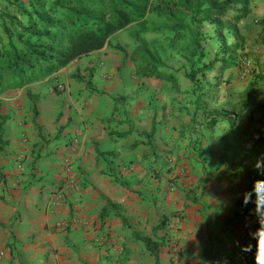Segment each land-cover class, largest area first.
<instances>
[{
	"label": "crops",
	"instance_id": "0c3cea01",
	"mask_svg": "<svg viewBox=\"0 0 264 264\" xmlns=\"http://www.w3.org/2000/svg\"><path fill=\"white\" fill-rule=\"evenodd\" d=\"M250 8L241 30L248 22L264 24V0H251ZM84 58H102L107 72L121 64L105 45L44 78H60ZM96 76L105 93L121 89ZM117 77L130 78L127 70ZM34 82L0 94V264H106L109 235L140 241L134 235L150 237L154 230L163 237L172 230L157 227L159 215L173 210L181 211L188 264L195 252L214 264H264V213L257 212L254 193L244 202L264 180L257 167H264V109L224 131L205 127V116L188 117L190 104H23L18 91ZM55 127L63 142L49 156L42 140ZM160 138L169 152L157 159L150 148ZM67 141L72 145L65 147ZM65 181L73 190L65 204L56 203L52 192ZM257 217L262 234L252 247ZM166 254L159 244V264Z\"/></svg>",
	"mask_w": 264,
	"mask_h": 264
},
{
	"label": "trees",
	"instance_id": "16d2710c",
	"mask_svg": "<svg viewBox=\"0 0 264 264\" xmlns=\"http://www.w3.org/2000/svg\"><path fill=\"white\" fill-rule=\"evenodd\" d=\"M27 5L21 11L25 19L23 22L6 15L0 23V94L50 76L105 45L121 49L119 44L111 43V37L129 26L134 28L129 33L135 44L130 60L135 65L137 76L155 77L174 86L178 84L175 77L177 69L167 71L161 54L163 47L145 41L142 36L168 30L173 33L169 40V44L173 45L189 34L186 56L189 70L185 75L194 85V90L201 89L197 102L211 97L218 89L222 72L236 66L238 51L247 53L239 24L250 14L251 0H27ZM150 13L161 19L164 26L149 25L147 16ZM203 25L211 27L209 35L217 43L211 60L207 59L208 52L202 46L208 37L201 34ZM228 37H232L233 42L227 44ZM197 63L201 66L195 67ZM216 68L220 73L213 75L214 82L202 86L197 76L206 77ZM260 79H264V72L243 90L242 104L237 106L240 116H251L264 109V103L257 101L253 95L256 81ZM208 105L195 103V114L200 109L208 119L205 127L229 121L235 124L234 114L228 113L222 106L208 111ZM229 129L224 128V131ZM152 133L153 129L148 135ZM108 204L112 205V202L108 200ZM134 237L145 244L154 264H159L158 242L147 236ZM257 243L254 239L251 246Z\"/></svg>",
	"mask_w": 264,
	"mask_h": 264
},
{
	"label": "rangeland",
	"instance_id": "374dc122",
	"mask_svg": "<svg viewBox=\"0 0 264 264\" xmlns=\"http://www.w3.org/2000/svg\"><path fill=\"white\" fill-rule=\"evenodd\" d=\"M28 7L27 0H0V23L6 15L16 17L20 21H24V17L21 15V11ZM147 20L149 25L157 24L164 26L161 23V19L156 18L153 14H148ZM246 23V26L242 29L244 36V46L247 53L238 51L235 55L236 66L222 72L219 78V87L211 97L203 98L196 101L197 96L201 89H195L194 85L186 77V72L189 70V64L186 60L189 42V34H186L182 39L176 40L173 45L169 44V40L173 37V33L165 30L159 34L147 33L142 36L147 42H153L156 45H161L162 58L167 71H174L178 84L174 86L172 83L155 78L145 77L139 78L136 74V68L134 63L130 60L131 52L135 46L133 40L130 38L129 33L133 31L132 26L126 27L112 37V44H119L121 49H115L113 46H108L111 52H114L121 59V64L117 72H107L103 69L102 58H87L82 59L81 64L77 61V66L73 64L69 65L63 70L60 78H40L30 85L28 91L19 90L18 93L26 99L23 104H190L188 108V117L194 113L195 117H204L205 114L202 110H198L195 114L196 104H209L206 110L212 111L217 109L218 106H222L225 111L230 114H234L233 122L236 123L240 117L245 118L249 122V119L253 115H241L238 113V104H242V93L247 85L258 78L264 72V24L260 23ZM201 34H205L206 40L202 42L208 52L207 59L211 60L217 49V43L213 40L211 27L203 25L200 29ZM226 42H233L232 37L226 38ZM87 60V61H86ZM93 64V65H90ZM201 63H197L195 67H200ZM129 73L130 78H124V81H120V77L114 78L113 76H119L120 71ZM100 72V76L107 81V83L118 82L121 85V89L114 91L110 94L105 93L97 86V74ZM220 71L217 68L208 73L206 77L199 74L198 80L202 86H205L207 82H214L213 75L219 74ZM101 78V80H103ZM131 79V80H130ZM257 84L253 89V95L257 101L264 103V79L256 81ZM59 84L62 89H59ZM71 84L73 86H71ZM119 88V87H118ZM106 94V95H105ZM18 95V94H17ZM116 105V109H122L123 106ZM185 108V107H184ZM242 121V120H241ZM244 122V121H242ZM247 125V123H244ZM218 125H222V128H231L232 121L228 123L221 122ZM57 127L51 132V135H45L42 140L41 148H44L46 155H53L60 149V144L63 141H58L60 134ZM162 138V137H161ZM160 138L158 145L151 146V151L157 156V159L164 158L169 152L167 148V142H164ZM263 138V137H262ZM72 141H67V145H72ZM264 145V141H259ZM261 146V145H260ZM62 147V146H61ZM64 147V146H63ZM160 163V162H158ZM166 165V164H165ZM69 169V165H64ZM178 169V168H173ZM178 171V170H177ZM175 171V172H177ZM156 177L161 179V174L156 173ZM172 178V177H171ZM173 179L169 180L172 181ZM174 182H172L173 184ZM56 189L52 192V198L59 194L60 198L58 203L65 204L67 202V194L72 191L73 182L66 181L60 185L55 186ZM142 194V193H141ZM55 202V201H54ZM113 209V208H111ZM181 211L173 210L168 215H159L157 227L161 229H171L169 233H165L163 237L157 236L153 230L152 236L154 241L158 242L160 246L166 249V264H188L187 253L183 248V237L179 233V227L181 223ZM173 218V222L171 221ZM258 218V217H257ZM257 218H255L257 220ZM81 223V222H77ZM262 230V229H260ZM259 230V231H260ZM259 232L258 235H261ZM260 236L251 237L250 242L254 239H258ZM121 239L123 241H121ZM104 248V259L106 264H135L134 259L140 261V264H153L152 257L148 256V250L143 243L136 241L132 236H108ZM139 244V248L136 245ZM135 251V252H134ZM132 256L135 258L133 259ZM151 256V255H150ZM193 263L189 264H214V261L209 260L207 253H191ZM137 264V263H136ZM262 264V263H261Z\"/></svg>",
	"mask_w": 264,
	"mask_h": 264
},
{
	"label": "clouds",
	"instance_id": "9594fccd",
	"mask_svg": "<svg viewBox=\"0 0 264 264\" xmlns=\"http://www.w3.org/2000/svg\"><path fill=\"white\" fill-rule=\"evenodd\" d=\"M257 167L261 168V174H264V167L257 163ZM255 194L256 200V208L257 212L264 213V180L257 181L253 187L252 192H248L245 194L244 202L247 204L251 200L252 194ZM259 264V262H257Z\"/></svg>",
	"mask_w": 264,
	"mask_h": 264
},
{
	"label": "built area",
	"instance_id": "2783aa9c",
	"mask_svg": "<svg viewBox=\"0 0 264 264\" xmlns=\"http://www.w3.org/2000/svg\"><path fill=\"white\" fill-rule=\"evenodd\" d=\"M59 89H62V86L59 84L58 86ZM253 174L252 173H249V176H252ZM60 196L59 194L57 196L54 197V200L56 203H58ZM253 228V235L252 237L256 236L260 231L261 227L263 226V220L262 218H258L257 220L254 219L253 222H252V225H251Z\"/></svg>",
	"mask_w": 264,
	"mask_h": 264
}]
</instances>
